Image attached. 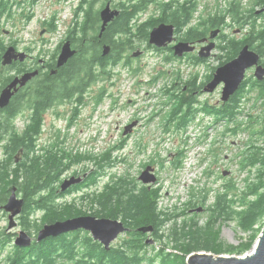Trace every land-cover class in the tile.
Wrapping results in <instances>:
<instances>
[{"label": "trees", "instance_id": "16d2710c", "mask_svg": "<svg viewBox=\"0 0 264 264\" xmlns=\"http://www.w3.org/2000/svg\"><path fill=\"white\" fill-rule=\"evenodd\" d=\"M240 1H230L226 8L218 9L213 15L209 12L200 16L199 22L192 26L188 24L196 13V0H139L136 4L123 5L120 16L106 27L103 35L111 46L106 57L100 55L97 44L89 45L83 41L85 28L82 21H78L82 11V3L79 2L74 11V25L66 34V39L71 40L77 52L63 66L56 67L55 50L59 49L61 41L55 48V53L44 60L49 69L43 71L44 66L38 68V75L13 98L8 106L7 116L0 115V123L4 120L9 123L7 134L5 133L7 137L0 136V141L5 139L6 150V156L0 159V212L6 196L10 194V187L15 186L16 192L24 199L21 213L17 217L19 225L31 236L36 235L44 223L82 214L119 219L129 229L119 243L111 244L108 249L82 229L47 237L41 241L33 240L29 247L14 245L5 256L4 264H186V256L193 251L241 255L251 248L261 230V226L256 229L254 226L264 217V78L257 80L253 75L247 76L228 101L219 103H209L208 100L197 102V97L203 93L202 87L212 77L214 68L203 81H198L196 74L181 86L176 76L177 81L165 89L172 105L164 120L165 131L172 128L184 130L192 119L194 121L198 111L213 115L215 119L225 120L227 124L234 123L235 126L231 129L234 134L239 131H252L247 147L239 156L241 169L247 171L244 188L237 194L236 182L224 184V190L216 192L214 202L206 207L210 214L204 225H199L196 220L187 217L180 226L176 225L164 233L162 228L168 220L183 216L186 212L171 215L159 209L161 188H149L136 177L127 175L111 174L101 191L93 194L83 192L78 199L66 201V196L72 192L95 184L99 176L105 174V169L117 162L112 152L122 149L127 135L98 156L82 151L73 152L72 149L64 150L60 145L62 140L59 132L56 134L57 140L52 143L38 142L47 110L65 102L71 103L72 110L67 116L68 125H71L86 103V93L90 86L99 81L110 80L112 71L119 65L132 68V60L127 53L136 46L134 37L146 38L148 29L159 22L173 23L179 38L187 41H194L208 34L209 30L220 28V42L217 47L224 54L219 57V65L235 57L244 44H248L259 54L260 62L264 65V0H251L249 7L241 5ZM150 2L158 4L160 14L152 15L137 32L133 31L130 26L131 18ZM3 3L4 0H0L1 16L5 11ZM9 16H12L11 12ZM31 16L26 15L25 19L29 20ZM50 19L55 18L52 15ZM225 26L238 27L235 29L239 33L233 32L232 36L224 34ZM47 27L49 31L56 29L52 21L47 22ZM114 33L123 37L113 39ZM4 48L5 44L1 42L0 56ZM168 51L170 53L164 60L176 59ZM155 52L163 51L162 48H155ZM188 60L200 64L206 62L204 58H196L194 61L190 57ZM96 64L101 67H95ZM24 67H27L26 64H23L21 70ZM51 69L56 71L50 73ZM165 74L167 72L159 71L148 83H154ZM104 92L105 88L102 87L93 96L95 107L102 102ZM253 92L256 102L261 100L260 112H249L246 114L247 120L239 122V115L244 113L243 102L247 97L249 101V94ZM13 107H21L19 117L26 120L24 131L20 135L12 131L15 116ZM20 148L21 154L16 155ZM86 160L94 161L95 168L90 170L82 182L60 191L59 185L64 172ZM176 163L178 165L180 161L176 160ZM86 170L87 168H83L71 174L78 175ZM84 202L88 206L83 209ZM193 205L189 200L185 203V209L189 211ZM38 212H41L39 218L35 216ZM221 220H234L240 230L249 233L248 238L237 244L223 242L217 227ZM144 225L153 226L150 234L159 242L158 248L149 246L146 243L147 235L137 230ZM14 235V232L5 229L0 231V253L12 242ZM150 249L153 252L149 256Z\"/></svg>", "mask_w": 264, "mask_h": 264}, {"label": "rangeland", "instance_id": "374dc122", "mask_svg": "<svg viewBox=\"0 0 264 264\" xmlns=\"http://www.w3.org/2000/svg\"><path fill=\"white\" fill-rule=\"evenodd\" d=\"M78 1L38 0L35 6L27 4L29 7L27 12L31 13L26 14L32 15L29 20L20 19L16 15L17 10L13 13V19L1 16L0 43L17 41L19 50L25 51L28 47L32 57L37 56L44 62L50 58L57 45L63 42L67 30L73 27L75 20L73 14ZM196 1L198 6L191 25L197 24L200 16L207 15L206 13L210 12L213 15L218 9L226 8L233 0ZM240 2L241 5L249 7L251 0ZM52 15L54 20L50 19ZM81 20L82 14L79 15L78 21ZM50 21L56 26L55 31H49L44 24ZM45 26L47 28L44 29ZM235 28L225 26L223 33L232 36L234 31L237 32ZM142 43L139 45L140 49L143 48ZM220 55L222 53L217 47L210 57L217 60ZM166 56V52L156 53L145 50L140 55V59H133L132 68H123L120 65L115 67L110 80L99 81L90 86L89 93H86V103L71 125H68L67 120L72 110L71 103L65 102L50 108L45 113L43 131L38 140L40 144L52 143L57 140L56 134L59 132L62 140L60 145L64 150L72 149L73 152L82 151L98 156L107 147L111 148L122 140L124 126L137 120V125L131 133L127 134L128 137L122 149L112 152L117 162L106 168L105 174L99 176L97 184L88 190L91 192L103 189L111 174L137 178L145 166L152 165L158 174L157 184L152 186L161 188L158 208L171 215L186 212L183 216L180 215L181 217L177 216L168 220L162 228L164 233L176 225L180 226L187 217L193 218L199 225H204L210 214L206 207L214 202L216 192L223 191L224 184L227 182H236L237 194L241 193L245 186L247 171L241 169L239 156L247 147L248 138L252 132L246 130L234 134L231 131L235 126L234 123L227 124V121H221V119L210 120L207 116L198 118L195 122H192V119L188 124L189 127L184 130L172 128L170 131H165L164 120L172 106L165 89L177 81L174 74L181 72L178 81L182 86L192 77V72H198L200 81L205 80L211 72L207 62L194 68L189 58L177 59L176 57L166 62L164 60ZM159 71H165L167 75L159 77L154 83H148L153 76L158 75ZM246 75H253V68L248 69ZM102 87L105 88L104 98L95 107L93 96ZM221 87L219 86L212 93H201L197 97V102L204 100H208L209 103L221 102ZM249 97L251 98L249 101L247 97L243 102L242 112L244 113L239 115V122L246 121V114L249 112H260L261 100L256 102L255 92L250 93ZM199 113L200 111L196 114ZM25 122L26 120L21 117L16 119L19 129ZM176 160L180 161L178 165ZM83 168L87 170L95 168L94 161L86 160L73 165L64 172L62 178ZM81 193L82 190L75 191L66 198L78 197ZM229 196L232 194L229 193ZM189 200L194 204L189 209L202 207L201 211H187L185 203ZM87 206L88 204L84 202L83 209ZM40 215L41 212H38L35 216L39 218ZM6 220V212L5 217L0 214V227L5 225ZM263 224L264 217L254 227L256 229ZM217 227H219L220 239L225 243L237 244L241 240H246L249 235L240 230L234 220H221ZM125 235L126 232L120 234L111 244L119 243ZM146 235L152 238V242L148 243L149 246L154 245L158 248L160 244L153 239L154 236ZM12 247L14 243L10 242L0 253V264H4V258ZM152 252L150 249L149 256Z\"/></svg>", "mask_w": 264, "mask_h": 264}, {"label": "water", "instance_id": "95a60500", "mask_svg": "<svg viewBox=\"0 0 264 264\" xmlns=\"http://www.w3.org/2000/svg\"><path fill=\"white\" fill-rule=\"evenodd\" d=\"M118 14L117 10H111L108 6L101 11L102 25L101 32L105 29L107 23L111 21L114 15ZM218 30H213L210 34L212 38ZM174 26L170 23L161 22L154 26L149 32L148 42L158 48L166 47L174 41ZM215 46L213 41L201 47L200 56L207 57L210 50ZM172 50L175 57H181L184 52H190L194 49V44L187 41H177L172 45ZM109 45H104L102 55L109 53ZM77 49L72 46L69 39L64 40L55 58V66H63L70 59ZM140 52H134L132 56L138 55ZM27 52L17 51L13 45H9L2 53V64H9L13 59L24 60L27 57ZM253 68V76L257 80L264 78V65L260 62V56L257 52L250 48L248 44H244L237 55L225 63L217 66L212 73V77L202 87V92L212 93L219 86L221 87L220 101H228L231 95L239 88L245 78L246 71ZM56 69H51L50 73H54ZM39 69L28 70L20 75L15 76L0 92V108L6 106L15 91L19 87L24 86L32 77L38 75ZM137 125V120H134L124 126L122 134L125 136L132 132ZM89 172H84L80 175H71L64 178L59 190L65 191L70 186L82 182ZM227 173V172H225ZM224 173V174H225ZM137 179L148 185L156 182L154 167L147 165L140 172ZM24 204V199L16 192V187H10V194L1 208L8 213V228L16 226V217L21 213ZM202 207L190 209V211H201ZM82 229L88 231L92 239L100 242L104 248L108 249L111 243L122 233L128 231V227L119 219L108 217H96L93 215L82 214L65 219L55 220L50 223H44L37 231L35 237L29 235L25 229L16 231L14 245L18 247H29L33 240L41 241L47 237H54L63 233ZM138 231L150 234L153 231L152 225H144L137 228ZM152 238L147 237L146 243H151ZM186 264H264V224L260 232L256 236L255 242L251 248L242 255L236 254H215L210 251L198 250L190 252L186 256Z\"/></svg>", "mask_w": 264, "mask_h": 264}, {"label": "flooded vegetation", "instance_id": "af4514ba", "mask_svg": "<svg viewBox=\"0 0 264 264\" xmlns=\"http://www.w3.org/2000/svg\"><path fill=\"white\" fill-rule=\"evenodd\" d=\"M37 1L38 0H10V1L4 0L3 7H5V11H4V14L2 15V17L6 16V18H8V19H13V17H14L13 13H15V10H17L16 15H18V17H20V19L21 18L25 19L26 15H27L26 13H31V12H27V9H29L27 4H29L31 6H33V5L35 6ZM163 1L168 2L170 0H163ZM180 1H183V0H180ZM79 2L82 3V11H81L82 20L81 21H82V26H84V28H85V32H83V41H84V43H88L89 45L97 44L98 49H100V51H101L100 55L102 57H106L107 54L104 56L102 55L103 46L109 45V47H110L109 52L111 50V46H110L109 41L106 40V38H103L106 27L110 23L115 22V20L120 16L123 5L136 4L139 2V0H79L77 5H79ZM107 6L111 10H117L118 14L113 16L111 21H109L107 23L105 29L101 32V25H102L101 11L103 9H105ZM158 7H159L158 4H154L153 2H150V3H148L146 8L140 10L136 15H134L130 20V26H131L132 30L137 32V29L142 24L147 22L152 17V15L158 16L160 14V10ZM129 9H131V7ZM10 12L12 13V16H9ZM147 12H148V14H147ZM0 18H1V15H0ZM45 20H47V19H45ZM192 22H193V20L188 24V26H192L191 25ZM159 23H161V22H159ZM164 23H169V22H164ZM44 24L47 26V22H45ZM158 24H156V25H158ZM170 24H173V23H170ZM156 25H153L152 27H150L148 29V33H147L146 38L134 37V44H136V46L127 53L128 55H130L132 62H133V59H140L142 57V56L140 57V55L145 50H152L155 52V48H158V47H156V46H154L148 42L149 32ZM46 26L44 27V29L47 28ZM173 26H174V33H173L174 41L172 43H170L169 45H167L166 47H162V51L169 54L170 52L168 50H170L172 52V54L174 55L173 50L171 48L172 45L174 43H176L177 41H180V40L187 41V40L179 38V34L176 33V26L174 24H173ZM213 30H218V31L211 38L210 34L213 32ZM234 33L237 34V33H239V31H237V32L234 31ZM220 34H221V29L215 28V29L209 30L208 34L200 36L199 38H197L194 41H187L189 43L194 44V49L190 52H184L183 55L181 57H177V59H184V58H190L191 57L194 61H196L195 60L196 58H198V59L209 58L211 56L213 50L216 48V45L218 44V39L220 37L219 36ZM120 36L121 35H119L118 33H114L113 39H116L117 37H120ZM121 37H123V36H121ZM72 38H74V37H72ZM64 40H66V37L64 38ZM210 41H213L215 43V47L212 50H210V53L207 57H201L200 56L201 47L206 45ZM141 42H143L141 45V46H143V48L140 49L139 45ZM17 44H18L17 41H9L8 43L5 44V48L9 45H13L17 51H22V50H19ZM5 48H4V50H5ZM3 51H2V53H3ZM58 51H59V49L57 51L55 50L56 53H58ZM137 51H139L140 53L136 56H132V54L134 52H137ZM25 52H27L28 55H27V57H25L24 60H19L18 58L13 59L11 63L5 64V65L2 64V62H1V60H2V53H1V56H0V92H1V89L3 87H5L15 76L23 73L24 72L23 70L35 69V68L40 69L41 66H44L42 68L43 71H46L49 69V67L46 66L45 62L39 60V58L37 56L32 57L29 54V53H31V50L28 47L26 48ZM55 52H53V53H55ZM187 56H190V57H187ZM23 64H26L27 67H24L21 70ZM193 64H194V68H196L197 66H200L199 62H193ZM95 67L100 68L101 66L99 64H96ZM197 73L198 72H192L191 75L193 76V75H196ZM246 77H247V75L245 74V78ZM33 78L34 77H32L24 86L19 87L17 89V91H15L13 93L8 104L6 106H4L3 108H0V115L3 114V116H7L8 106H10V104L12 103L13 98L16 97L18 94H20V92L24 89V87ZM87 93H89V90L87 91ZM13 112H14L15 116H14V120H13L12 131L15 134L20 135L24 131V125H25V124H23V126L20 129L16 125V119L19 118V114L21 113V107H13ZM8 127H9V123L7 120H4L2 123H0V136L7 137L5 135V133L7 134ZM4 141H5V139H2L0 141V157H1V159L6 156ZM21 152H22V148H20L18 150L16 155H20ZM17 161H18V159H17ZM156 175H157V179H158V174H156ZM8 195L6 196V199H7ZM0 214H3V217H5V212L2 211V212H0ZM17 217H16V226L13 228H8V213H6L7 220L5 221V225L0 227V231L5 229V231L14 232L16 234L17 233L16 231H18L19 229H23L21 227V225H19L20 221Z\"/></svg>", "mask_w": 264, "mask_h": 264}, {"label": "built area", "instance_id": "2783aa9c", "mask_svg": "<svg viewBox=\"0 0 264 264\" xmlns=\"http://www.w3.org/2000/svg\"><path fill=\"white\" fill-rule=\"evenodd\" d=\"M216 49V48H215ZM214 49V50H215ZM213 50V51H214ZM221 51V50H220ZM222 53V52H221ZM219 59H217V60H215L214 59V57H209L207 60H206V62L208 63V65L211 67V70L213 69V68H215L216 66H218L219 65ZM192 66V65H191ZM190 66V67H191ZM192 68H193V66H192ZM178 73H179V78H180V75H181V72L180 71H178ZM198 81H200V79L198 78ZM204 116H207L208 118H210V120H214L215 118L213 117V115H210V114H204V113H202V112H200L199 114H197V116H196V118L194 119V121L193 122H195V120H197L198 118H201V117H204ZM189 127V126H188ZM93 186H95V185H90L89 187H87L86 189L88 190V189H90V188H92ZM89 191V190H88Z\"/></svg>", "mask_w": 264, "mask_h": 264}]
</instances>
